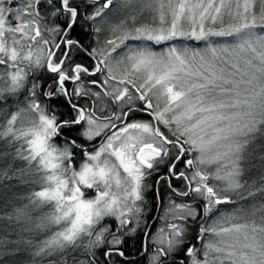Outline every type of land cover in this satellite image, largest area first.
<instances>
[{
  "label": "snow or ice",
  "instance_id": "6c2138e0",
  "mask_svg": "<svg viewBox=\"0 0 264 264\" xmlns=\"http://www.w3.org/2000/svg\"><path fill=\"white\" fill-rule=\"evenodd\" d=\"M0 264H264V0H0Z\"/></svg>",
  "mask_w": 264,
  "mask_h": 264
},
{
  "label": "trees",
  "instance_id": "16d2710c",
  "mask_svg": "<svg viewBox=\"0 0 264 264\" xmlns=\"http://www.w3.org/2000/svg\"><path fill=\"white\" fill-rule=\"evenodd\" d=\"M35 190V189H34Z\"/></svg>",
  "mask_w": 264,
  "mask_h": 264
}]
</instances>
